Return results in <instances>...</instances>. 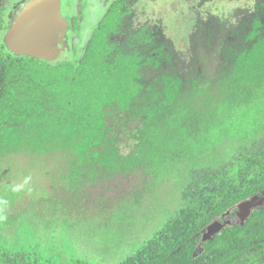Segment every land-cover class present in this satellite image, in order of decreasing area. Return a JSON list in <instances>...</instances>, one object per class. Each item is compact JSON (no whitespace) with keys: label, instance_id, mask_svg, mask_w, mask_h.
<instances>
[{"label":"rangeland","instance_id":"rangeland-1","mask_svg":"<svg viewBox=\"0 0 264 264\" xmlns=\"http://www.w3.org/2000/svg\"><path fill=\"white\" fill-rule=\"evenodd\" d=\"M15 1L0 5L8 11ZM114 4L111 56L139 54L156 64L139 67L132 102L125 110L108 108L100 143L84 157L65 123L53 124L66 117L68 95L36 85L24 60H16L26 65L22 70L0 62V102L12 86L8 100L30 104L53 133L34 144L43 127L22 125L15 134L22 145L0 142V255L25 252L47 264H144L193 224L182 213L191 169L229 165L236 183L253 175L235 154L264 135V97L241 102L245 80L235 66L264 37V0ZM87 41L71 38L59 62L78 66Z\"/></svg>","mask_w":264,"mask_h":264},{"label":"trees","instance_id":"trees-1","mask_svg":"<svg viewBox=\"0 0 264 264\" xmlns=\"http://www.w3.org/2000/svg\"><path fill=\"white\" fill-rule=\"evenodd\" d=\"M114 12L111 11L101 28L95 31L78 66L73 62L54 65L32 57L19 59L28 63L29 69L26 71L32 74L36 85H44L52 92L63 91L65 97L68 95L66 98H69L70 103L67 104L66 117L62 116L60 121H54L53 124L58 129L63 128L60 124L65 123V129L70 134L69 141H73V149L80 157H84L93 145L100 143V136L106 128L108 108L125 110L132 102L139 90L140 62L156 64L154 59L139 54L120 53L111 56L108 35L114 30ZM4 28L0 10V31ZM257 36L258 31L255 29L250 37ZM3 60L1 55L0 62ZM8 61L14 63L15 69L21 66L18 70L26 66L13 59ZM235 70L237 76L245 80L240 94L242 103L248 104L253 98L264 97V82L255 85L249 83L264 79V37L258 38L250 49L238 56ZM17 71L11 74L16 76L19 73ZM10 91L13 92L12 86L9 94L0 102L1 145H22L20 137H15L22 125L26 128L38 125L43 127V133L35 137L34 141L32 139L34 144L53 139V133L45 125L46 118L37 115L38 111L34 113L28 103L17 105L8 100ZM229 106L225 107L229 109ZM235 156L245 158L247 168L253 173L251 178L236 183L232 177L234 169L229 165L191 169L189 181L183 189L185 205L182 213L190 221L193 220V224L177 233L144 264H264V206L254 210L245 222H236L226 227L203 243L202 251L198 250L201 231L209 223L222 217L242 200L264 192V135L239 146ZM111 160L112 157L108 156L106 167L113 166ZM0 262L47 264L38 262L25 252L11 251H4L0 255Z\"/></svg>","mask_w":264,"mask_h":264},{"label":"water","instance_id":"water-1","mask_svg":"<svg viewBox=\"0 0 264 264\" xmlns=\"http://www.w3.org/2000/svg\"><path fill=\"white\" fill-rule=\"evenodd\" d=\"M62 2L63 0H26L10 27L1 35L7 50L16 57H32L50 62L57 60L62 50L68 46L65 37L69 21L62 12ZM87 34L83 38L88 39ZM263 206L264 192L254 194L230 208L201 231L198 250L202 251L203 243L226 227L236 222H245L254 210Z\"/></svg>","mask_w":264,"mask_h":264},{"label":"flooded vegetation","instance_id":"flooded-vegetation-1","mask_svg":"<svg viewBox=\"0 0 264 264\" xmlns=\"http://www.w3.org/2000/svg\"><path fill=\"white\" fill-rule=\"evenodd\" d=\"M25 1L26 0H16L13 5L10 6L8 11L3 5H0V10H2L5 23V28L0 31V57L1 55H3V59L6 58V60H3L4 63H10V61L8 60L11 59L19 60L24 58L16 57L11 52H9L5 44L1 40V35L10 27L11 22L16 16L18 10L24 5ZM114 2L115 0H63L62 12L69 21V28L65 37L68 46L62 50L57 60L52 62L46 60L45 61L54 65L70 62L68 60L59 62V59L63 53L69 52L71 50V38H78V40L80 41L84 36H86L87 33H89L87 34V36L89 37L86 47L83 48L82 52L83 59L95 31L101 28V24L107 17V15L110 14L111 11H115L116 5L114 4ZM104 5H106L105 9L103 8ZM112 16V26L114 27V23L117 21L114 19L115 14ZM121 17L122 16H120V18ZM92 23L93 25L91 26ZM113 31L114 30H112L109 34H111ZM59 46L62 47L61 44H59ZM142 64L143 63L140 62L139 67H141Z\"/></svg>","mask_w":264,"mask_h":264}]
</instances>
